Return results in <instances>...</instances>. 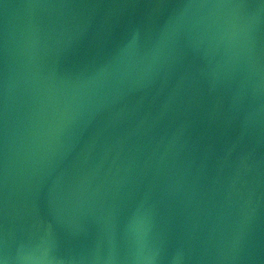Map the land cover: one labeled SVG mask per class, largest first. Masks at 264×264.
Instances as JSON below:
<instances>
[{
  "label": "water",
  "instance_id": "95a60500",
  "mask_svg": "<svg viewBox=\"0 0 264 264\" xmlns=\"http://www.w3.org/2000/svg\"><path fill=\"white\" fill-rule=\"evenodd\" d=\"M0 264H264V0H0Z\"/></svg>",
  "mask_w": 264,
  "mask_h": 264
}]
</instances>
